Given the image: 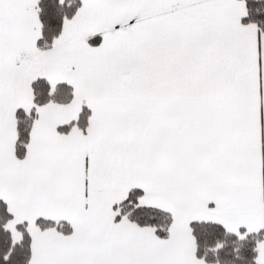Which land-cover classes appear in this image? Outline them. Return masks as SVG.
Here are the masks:
<instances>
[{
	"label": "snow or ice",
	"instance_id": "6c2138e0",
	"mask_svg": "<svg viewBox=\"0 0 264 264\" xmlns=\"http://www.w3.org/2000/svg\"><path fill=\"white\" fill-rule=\"evenodd\" d=\"M0 264H264V0H0Z\"/></svg>",
	"mask_w": 264,
	"mask_h": 264
}]
</instances>
